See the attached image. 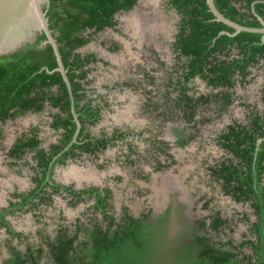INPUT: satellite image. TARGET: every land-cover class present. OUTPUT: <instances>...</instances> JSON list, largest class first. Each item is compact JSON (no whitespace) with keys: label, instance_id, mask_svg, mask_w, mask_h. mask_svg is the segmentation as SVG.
Instances as JSON below:
<instances>
[{"label":"flooded vegetation","instance_id":"obj_1","mask_svg":"<svg viewBox=\"0 0 264 264\" xmlns=\"http://www.w3.org/2000/svg\"><path fill=\"white\" fill-rule=\"evenodd\" d=\"M140 1L131 10L122 11L115 15L117 24L114 28H106L97 33L90 29L85 31V36L92 37V41L111 35L113 39V42H111L112 46L110 45L111 49L108 48V50L104 51L87 50L86 46L91 41L87 45L74 50V54H80L82 58L91 57L90 62L83 68L88 73L87 77L81 82L92 100L93 109L99 110V114L95 116L98 118L96 123L92 124L91 122V120H94V118L92 119L94 115L90 119H86L79 113L80 107H76V98L70 79L71 89L64 82L67 85L71 100V118L76 125L74 133L68 130L73 128L71 124L67 125V127L55 124L58 120L57 114H60L59 116L64 119H69L70 114L62 113L60 107L56 108L50 102H45L43 109L39 112L29 111L26 114L8 119L5 123L0 121V175L6 179L4 184H0V191L3 192L0 195V233H4L6 238L18 243L8 244L7 256L3 249L0 250V256L3 257L0 260V264H8L12 257V248L25 253L29 244L31 246L34 244L43 250L40 258L41 264H56L47 246L48 237L54 239L61 229H66L70 234H79L81 242L87 235V230L93 229L97 224H102L105 229L108 228L109 221L105 220L107 215L112 216L116 220V225L120 224L126 215L137 219L148 218V222L152 226L168 220L167 232L169 237L172 219L179 212L184 213L187 210V204L181 203H185L184 200L186 198L179 196L181 204L178 205V208L174 207V204L165 205L164 203L165 206L159 207L158 203L155 205L154 202L160 199L157 193L160 192L161 188H165L168 182L164 178L167 176V178L169 176L172 177L173 180L180 178L176 171L165 175L161 186L157 187L156 190H153L149 182H146L147 186L145 188L141 186L138 189L135 187L138 184L137 181L124 184L127 193H129L130 188L131 195L137 194L138 197H143L144 202L148 206L146 210L140 213L141 215H136L134 208L129 204L123 202L120 209L116 206V194L122 192L121 184L124 182V178L115 176L112 179V174L110 172L106 174V169L112 167L118 161V163H125L132 169L137 168L138 171L143 170L144 162H148V166L153 167L155 172L173 168L179 163V159L184 157L182 154L177 158L176 152L179 151V148L185 147L191 142L197 143L200 136H204V128L223 117L230 118L231 122L223 131L217 134L215 142L221 149L227 151L220 144V136L228 130L229 126L234 125L235 122L246 124L252 115L264 114V60L259 65H253L249 68L248 82L244 83L239 75L236 76L238 82L236 87L232 89L234 92L233 102L226 109H222L220 107L221 101L218 103L215 95L224 91V88L214 87L201 76H196L193 79L185 76L187 72L185 66L190 61L180 51L176 50L182 17L170 4L171 0L166 2V10L171 11L176 16L173 21L174 27L171 31L160 30L158 29L159 26L154 25L158 20V9L154 11L153 4L150 6L151 12H147L148 14L141 13L138 7ZM121 14L126 16L125 20L118 18ZM146 17H149L151 21L148 19L146 22ZM150 23L153 24L150 25ZM126 29L130 31V34H125ZM129 39L134 42L131 50L125 48L126 40ZM43 43L41 46H44ZM121 47L123 48L121 49ZM116 49L120 51V54L122 51L124 52L125 59L129 61L128 64L131 67L124 61L121 64H117L111 58V54L118 53ZM168 54H171V60L167 58ZM131 59H136L137 62H133ZM142 60L145 61L144 64ZM122 69L126 72L121 73ZM115 70L120 71V73L115 72ZM105 71L109 72L107 82L97 85L98 75ZM94 72H98L97 76L93 75ZM262 76L263 81L259 85L260 77ZM102 87L105 90L104 92L101 90ZM184 88H187L189 95L195 99L202 97L209 99L207 103H199L193 121H188L190 109L183 100L182 89ZM117 93L124 94L123 96L125 97L121 98L119 95L117 96ZM136 95H138L137 99L131 101V96L134 97ZM116 96L120 101L118 103L114 100ZM119 104L122 107L121 110H117ZM237 106L245 107L247 110L243 119H240L236 114ZM133 107L136 108L135 111H133ZM16 110H12L11 113L16 112ZM118 112H121L119 113V121L113 117ZM30 116L33 119L29 120L32 125L20 132L18 137L13 136L14 139L10 140L12 134L7 130L10 123L19 118L28 117L30 119ZM49 134L56 136L57 140L46 146V139L50 137ZM69 135H72V138L66 145L64 143ZM25 137H37L40 140L39 149L45 150L47 159L50 162L48 168L42 166L41 160L37 158L36 151L27 149L21 157L12 156L11 153L16 142ZM88 142L92 143L91 147L78 148V146ZM55 146H58L61 150L57 155L53 154V147ZM72 151H74V155L69 153ZM227 153L228 156L221 158L218 162L208 163L210 172L211 167L230 157L228 151ZM64 154L67 156L63 162L60 158ZM87 160H91V165L85 163ZM70 164L76 166L72 167L76 168L73 172H78L79 174L80 171L81 175H79L82 178L65 179L59 177L58 179L56 177L57 168H70L68 167ZM3 165L4 168L2 169ZM89 166L91 169L87 170ZM24 170H28L29 174H31L30 187L24 185L27 180L24 177ZM51 170H53L52 173L50 172ZM91 170L95 173L91 172ZM211 174L213 175L212 172ZM140 176L141 180H150L149 175L141 173ZM215 179L223 187L222 181L217 180L216 177ZM40 180L42 183H39ZM38 188L41 191L40 195L32 200L33 203L26 204L24 208H21L19 204L24 202V198L20 196L29 197ZM176 188L177 185L175 184L173 191ZM127 193L125 192V197H128ZM169 193L165 194L164 192L161 199H166ZM203 195L201 198L204 202L203 207L210 212H208L209 215L202 219L200 218L194 224L188 223L185 219L182 227L184 231L181 237H185L183 235L186 232H197L205 235L206 231L201 228V222L207 220L208 226H210V216L214 212H220L222 217L228 220V224L218 234L212 232L210 228L208 229L209 233L215 240L228 241L233 238L237 243L242 241L243 235L249 233V225L242 219L244 213H253L250 204L239 203L231 196L225 194L236 204L243 207V210L240 211L235 208L232 214H229L212 206L213 197L208 196V194ZM101 198L104 200L103 203L100 200ZM129 198H131L130 200L133 199L131 196ZM35 203L36 205H34ZM98 203H101L103 208L98 209ZM55 211H57L56 215H54ZM27 213H32L36 219L34 229L30 233L31 235L16 229L12 222L14 217L25 216ZM3 217L11 230L22 235V237H13L9 233V226L1 223ZM252 218L255 219L254 216ZM239 221L244 222L248 229L242 233L241 239L237 240L232 234L236 231ZM20 243L24 247H20ZM35 255L37 256V254Z\"/></svg>","mask_w":264,"mask_h":264},{"label":"trees","instance_id":"obj_2","mask_svg":"<svg viewBox=\"0 0 264 264\" xmlns=\"http://www.w3.org/2000/svg\"><path fill=\"white\" fill-rule=\"evenodd\" d=\"M139 0H51L48 11L50 28L53 31L68 70L76 107L79 113L92 124L96 123L99 110H94L92 100L87 94L83 83L87 77L84 66L91 57L82 58L74 54L92 41L86 37L87 29L94 33L106 28H114L117 24L115 15L131 10ZM170 4L182 17L181 29L178 33L176 50L189 59L185 76L195 78L201 76L214 87L224 88L215 95L222 109L232 104L234 89L237 85L236 76L242 82H248L250 67L259 65L264 60V35L243 31L236 36V30L223 22L215 21L207 0H171ZM218 10L231 21L249 28L262 29L264 20V0H215ZM226 32V34H222ZM47 36H40L35 44L26 45L19 51L0 57V121L26 114L29 111H41L45 102L61 108L62 113L70 114L62 118L57 114L56 125L73 126L71 118V100L66 83L60 72L50 73L58 67L57 58L51 44L41 46ZM57 88V89H55ZM183 100L190 109L188 121H193L196 108L200 102L207 103L205 97L195 99L188 89H182ZM221 96V97H220ZM17 109V110H16ZM16 110V112H12ZM67 136L64 144L71 141ZM91 142L78 148L91 147ZM220 144L230 157L220 164L211 167V172L222 181L224 193L239 203L250 204L253 213H244L243 221L249 225V233L243 240L235 242L215 240L209 233H219L228 224L220 212L211 215V224L207 220L201 222L206 234L186 232L174 246L170 245L167 232L168 220L152 226L148 218H135L126 215L116 225V220L107 215L108 228L97 224L87 230L83 241L79 234H70L61 229L52 239L48 237L49 247L56 264H264V114H254L248 123L235 122L220 136ZM37 137L19 139L12 151V156L21 157L27 149L37 152L42 166L48 168L50 162L44 149H39ZM58 146L53 147V154L60 152ZM74 155V151L69 152ZM63 155L60 160L65 161ZM51 173L53 170L50 171ZM39 180V178H37ZM43 180V179H41ZM39 183H42V181ZM42 187V185H40ZM36 189L28 197L22 195L26 204L40 195ZM103 203V199H100ZM36 205V203L34 204ZM18 206V205H17ZM97 208H103L100 203ZM255 217V219L252 218ZM3 225L9 226L2 219ZM116 226V227H115ZM14 237L22 235L11 230ZM12 257L8 264H41V247L29 244L27 252L16 248L11 249ZM37 254V256L35 255Z\"/></svg>","mask_w":264,"mask_h":264},{"label":"rangeland","instance_id":"obj_3","mask_svg":"<svg viewBox=\"0 0 264 264\" xmlns=\"http://www.w3.org/2000/svg\"><path fill=\"white\" fill-rule=\"evenodd\" d=\"M166 2H168V1L167 0H141L138 7H139L141 13L143 12V14H145L147 12H151L150 6L153 4L154 11L155 10L157 11V9H158V13H157L158 14V20L154 23V25L159 26L158 29H160V30L171 31L172 28L174 27L173 21H174V18L176 16L173 15L171 13V11L166 10V8H167ZM125 17L126 16L123 14L118 16V18L122 19V20H125L126 19ZM148 19H149V21H151L149 17H146V22L148 21ZM152 24L153 23H150V25H152ZM125 31H126L125 34H130V31L128 29H126ZM111 42H113L112 36L106 35L102 39L98 38L96 40H93L88 46H86V48H87V50L90 49L91 51H94V50L104 51V50H108V48L111 49L110 48L112 46ZM133 43L134 42L133 41L131 42L130 39L126 40L125 48H127V50H131L132 47L134 46ZM122 48L123 47H121V49ZM118 49H116V51H118ZM165 49H167V48H165ZM122 54H123V56H121ZM110 56H112L111 58L113 60H115V62H117V64L118 63L121 64L123 61L126 62L127 64L129 62L128 60L125 59V55H124L123 51L121 52V54H120V51H118V53H113ZM167 58L169 60H171L172 59L171 54H168ZM131 60L133 62L136 61V59H131ZM142 61L144 64L145 61L144 60H142ZM128 65L130 66V64H128ZM115 72L120 73V71H116V70H115ZM122 72L124 73L126 71H123V69H122L121 73ZM97 73L98 72H94L93 75L97 76ZM108 73L109 72L105 71V72H102V74L98 75V80H96V82L98 83L97 85H102V82L103 83L107 82V78H108L107 76H109ZM260 78H261V80H260L259 85L262 84L261 81H263V76ZM101 90H102V92L105 91L103 89V87L101 88ZM118 95L121 98L125 97V96H123L124 94H121V93H117V96ZM117 96L115 97L116 99H114V100L117 101V103H118L120 101H119V99H117ZM137 96L138 95H136L134 97L131 96V101H135L137 99L136 98ZM112 97L114 98V96H112ZM256 102H257V100H256ZM120 104L117 106V110L122 109ZM138 104H139V101H138ZM236 109H237L236 114L238 115V117L240 119H243V117H245L246 112H247L245 107L237 106ZM135 110H136V108L133 107V111H135ZM119 113H121V112H118L114 116L112 115L117 121L120 120L119 119L120 118ZM31 119H32L31 116H30V119H28V117L19 118V119L14 120L12 123H10V125L7 128V130L11 132L10 134H12V137L10 138V140L14 139L13 136L18 137L20 132L24 131L26 128H29L32 125L31 124L32 122L29 121ZM229 119L230 118H228V117H223L218 121H215L213 123L208 124L204 128V136L203 137L200 136V138L198 139V142L201 141L200 143L191 142L189 145L179 148V151L176 152L177 158L182 154L184 157H183V159L180 158L179 163L177 165H175L173 168H166L162 171L155 172L154 171L155 169L153 167L150 166L151 167L150 168L148 166V164H147L148 162H144L145 165H144V167H142L143 170L138 171L137 168L132 169L130 166H127L125 163H118L119 161L116 162L112 166L113 168L108 167L106 169L107 170L106 174L108 172H110L112 174V179L115 176H122L124 178V182H122V184H121L122 192H120V194H119V192L116 194L117 199L115 200V204L118 207V209H120V206L124 202L125 204H129L134 208L136 215H141L140 213L142 211L146 210L148 207L147 204L144 202L143 197H141V196L138 197L137 194L131 195L130 188H129V193H127V189L124 187V184L126 182L133 183L134 181H137L138 184H136V186H135L137 189L141 186L145 188L147 186L146 182H149L150 184L149 183L148 184L151 185L153 190L154 189L156 190L157 187L161 186L163 177L165 175L175 173L174 171H176V174L178 175V177H180L179 179L173 180L174 181V188H175V184L177 185V188L175 189V191H173L174 190V188H173L171 190V192L168 194L165 201H163V202L165 205L174 204V207H177V208H178V205L181 203L187 204V210L185 209L186 211L184 213L179 212V214H177V216H175L171 221V224H170L171 226L169 229V237H171V239H170L171 240L170 241L171 246H174L175 243H177L178 239L181 238V235L184 231V228H182V227H183L185 219L188 223L194 224L195 222H198V220L200 218L202 219L205 216L209 215L210 212L208 210H206L205 207H203L204 202L201 200L203 194H208V196L213 197V205L212 206H214L216 209H219L222 211L224 210V211L228 212L229 214H232V212L235 208H237L240 211L243 210V207L241 205L236 204V202L231 200L229 197L225 196V194L223 192L222 185L220 184V182L218 183L216 181L215 177L209 171V166H208V163H210V162L213 163L216 161L218 162L221 158H225L228 156L227 151L221 149L216 144L215 138H216L217 134L220 133L221 131H223V129L231 122V120H229ZM103 124H102V126H103ZM101 127H99V128L101 129ZM98 131H99V129H98ZM52 135L53 134H49L50 137H48L46 139V146L50 145L52 142L57 140V137L54 135L52 136ZM204 140H206V141H204ZM85 163L91 165V160H87V161H85ZM2 164H3V162H2ZM68 167H70V168L62 169L61 167H58L56 177L58 179H59V177L65 178V179H67V178L77 179V177H74L72 175L70 177H68L69 173L71 171L73 173V171L76 169V168L74 169L72 167H76V166H74L73 164H70ZM77 167H78V165H77ZM3 168H4V165L2 166V169ZM183 168H185V169H183ZM89 169H91L90 166L87 168V170H89ZM24 171H25L24 177L27 179L25 181L24 185L26 187H30L31 186V183H30L31 174H29L28 170H24ZM62 171H63V173H62ZM91 172H94V171L91 170ZM76 173L78 174V172H76ZM141 173L149 175L150 180H148V181L147 180H141L142 179L140 176ZM79 174H80V171H79ZM80 175H79V178H82V177H80ZM5 182H6V179L3 178L2 175H0V184L2 185ZM153 182H154V184H153ZM116 183H119V182H116ZM125 192L127 193L128 197H125ZM2 193L3 192L0 191V195ZM118 194H119V196H118ZM130 196L133 198L132 200H130L131 199V198H129ZM179 196L186 198V200H184L185 203H183V202L180 203ZM154 203H155V205L157 204L156 200ZM179 208H180V206H179ZM164 210H166V209H164ZM204 210H206V211H204ZM56 214H57V211L54 212V215H56ZM183 215L186 216V218H184ZM12 222H13V225L16 229H18L20 231L22 230V231L26 232L27 234L31 235L30 233L34 229V225L36 224V219L33 217L32 213H27V214H25V216L14 217L12 219ZM247 229H248V226L244 222L239 221L238 226L236 228V231L232 235L234 236L235 239L240 240L242 233L244 231H247ZM223 238H225V236H223ZM12 243L18 244L17 241L13 242L10 239L6 238V235L4 233H0V250L3 249L6 256L8 254V250H7L8 244H12ZM19 245H20V247H24V245H22V243H20ZM1 259H3L2 256H0V260Z\"/></svg>","mask_w":264,"mask_h":264},{"label":"water","instance_id":"obj_4","mask_svg":"<svg viewBox=\"0 0 264 264\" xmlns=\"http://www.w3.org/2000/svg\"><path fill=\"white\" fill-rule=\"evenodd\" d=\"M207 2L210 11L215 16V21L223 22L236 30L234 34H227L236 36L246 31L264 35V28H249L235 23L218 10L215 0H207ZM50 6L51 0H0V57L13 54L26 45L35 44L38 38L45 34L47 41L43 45L51 44L53 46L58 62V68L49 72H61L64 81L71 89L59 44L50 28L48 17ZM259 20L264 26V20L261 17ZM222 34H226V32H222Z\"/></svg>","mask_w":264,"mask_h":264},{"label":"bare ground","instance_id":"obj_5","mask_svg":"<svg viewBox=\"0 0 264 264\" xmlns=\"http://www.w3.org/2000/svg\"><path fill=\"white\" fill-rule=\"evenodd\" d=\"M137 24V23H136ZM134 25V24H133ZM74 176V177H77V178H79V175L76 173V172H73V173H69V176L68 177H70V176ZM168 177V176H167ZM164 178V179H167L168 180V182L166 183V185H165V188H161V190H160V192H158L157 193V196H159V200L157 201V203H158V206L160 207V206H162L163 205V200H165V199H161V196H163L164 195V192H165V194L167 193V192H171V190L174 188V181H173V179H172V177H170L169 176V178ZM166 181V180H165ZM163 186V185H162Z\"/></svg>","mask_w":264,"mask_h":264}]
</instances>
